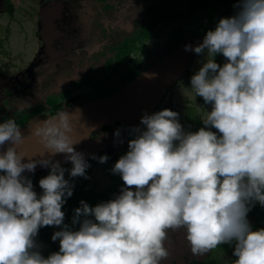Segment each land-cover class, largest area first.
Listing matches in <instances>:
<instances>
[{
	"label": "clouds",
	"instance_id": "1",
	"mask_svg": "<svg viewBox=\"0 0 264 264\" xmlns=\"http://www.w3.org/2000/svg\"><path fill=\"white\" fill-rule=\"evenodd\" d=\"M234 7L201 44L185 45L209 57L190 79L195 95L212 105L205 127L185 132L179 113L167 108L143 115L144 127L132 130L135 138L111 170L125 187L95 207L81 201L78 230L64 225L62 207L73 194L66 169L50 159L23 162L16 120L0 123V147L12 145L0 152V264H161L170 255L167 230L181 227L194 255L234 243L235 264H264V228L253 230L247 220L252 202L264 206V0H236ZM72 131L65 112L32 134L51 156L65 155L71 177L87 178L90 165ZM37 164L50 168L39 197L23 175ZM61 225L52 236L59 251L45 258L34 238L42 227Z\"/></svg>",
	"mask_w": 264,
	"mask_h": 264
},
{
	"label": "flooded vegetation",
	"instance_id": "2",
	"mask_svg": "<svg viewBox=\"0 0 264 264\" xmlns=\"http://www.w3.org/2000/svg\"><path fill=\"white\" fill-rule=\"evenodd\" d=\"M95 1L97 7L93 8ZM102 1L103 3L99 0H0V123L10 118L14 119V116L19 118L22 114L28 115L29 113L33 115L30 117L33 119L32 122L16 120L18 126L29 127L38 121L36 118L38 112L40 118L45 119L75 103L93 99L96 93L100 96L95 98L110 95L125 87L144 70L145 65L159 58L158 56L165 50L164 45L151 48L147 54L149 56L144 59L133 58L131 52H124L122 49L120 58L114 61V56L107 51L112 47V41L109 40L108 35L117 34V40H122L121 43L124 45L127 40L131 39L134 30L137 27V30L140 29L149 14H141V5L137 7L136 1L138 0ZM111 11L112 17H110ZM141 18L144 20L142 21ZM136 20H139L138 26L135 24ZM181 32L178 35H181ZM181 43L185 42H176L174 46ZM117 45L122 46L119 42ZM143 49H146L145 46ZM75 50L76 53H74ZM82 56L85 60L94 57L92 61L98 58L97 63H103L102 70L97 69L95 73L110 75L112 70L117 72L118 68H122V71L118 70L117 78L111 86L108 82L107 87L102 85L98 91L99 88H95L98 77L90 78L92 80L87 82L93 73L86 78L84 70L80 71L76 65L72 66L71 60L76 62L75 59ZM206 58H208L207 54L201 56L195 53L184 73L168 88L151 114L167 108L179 113L178 119L185 132H196L205 127L203 120L207 118V109H211L212 105L205 104L202 97L195 95L194 90L191 89L190 79ZM215 60L221 66L226 62L221 55L216 56ZM198 65L200 66L196 68ZM107 81L108 79L102 83H107ZM60 85L63 87L53 90ZM45 99L44 106L39 105ZM193 100L204 103L201 106L202 113L199 115L196 114L197 110L191 106L190 102ZM46 112L49 113L48 116ZM26 117L29 115L21 116L20 119ZM136 127L143 128L144 126L140 122L128 126L116 124L106 126L91 134L90 138L92 142L98 144L99 150L93 153L95 158H84L90 165L86 169L87 178L84 176L71 177L69 175L72 168L71 162L60 164L66 169L64 177L69 181L72 190L81 192L86 187H93V195L100 194L99 197L104 195L103 199L97 203H94L92 194L81 193L76 196L73 201L78 206L74 203L69 206L65 205L64 224L67 220H73V212L81 207V201L95 207L120 195L125 185L120 175L113 174L111 170L116 161L128 151V141L135 138L132 130ZM118 129L120 136L116 137L114 133ZM207 130L216 132L218 136L221 135L215 128ZM103 155L109 157L106 163L99 162L98 158ZM95 166L100 167L101 173L104 172L100 174L107 178L105 181L101 182L93 177V173H96ZM49 172L50 168L47 167L36 170L34 173L24 172L23 175L31 180L34 191L40 189L42 193L39 181ZM71 206V211L67 212ZM263 219L255 221L252 217H247L253 230H255L253 225L256 227L257 224L264 228ZM52 227L54 226L40 228L38 235L34 238L40 253L45 251L47 246L51 253L59 251V240L49 242L44 235L45 232L51 231ZM59 227L58 229L61 230L62 227ZM167 232L168 240L165 242V247L170 255L161 264H235L237 257L233 255L235 247L233 243L222 244L202 255H194L186 239L185 228L181 227L174 231L169 229Z\"/></svg>",
	"mask_w": 264,
	"mask_h": 264
},
{
	"label": "water",
	"instance_id": "3",
	"mask_svg": "<svg viewBox=\"0 0 264 264\" xmlns=\"http://www.w3.org/2000/svg\"><path fill=\"white\" fill-rule=\"evenodd\" d=\"M140 1L143 3L146 2V0ZM178 1L179 4L177 5L176 2ZM223 1L225 0H215L214 2L208 3L207 0H189L190 4L187 8V6L182 4V0H148L145 4L141 5V14H149V16L145 19L139 30H137L138 27L134 30L131 39L127 40L120 48H123L126 52H131L132 57L136 58V54H134L136 53V41L140 40V37H142L143 40L150 38L152 32L155 30L154 25L156 20L160 15L168 13V8H170L172 13L175 10V16H178L176 13L179 12L180 14H184L183 16L186 18H190L191 11L193 12L196 10L193 6L195 2L208 3L215 9L219 8L221 10L220 6L217 5L220 3L222 4ZM226 1L227 8L229 7V15L232 14V11H238L237 8L234 9L236 0ZM215 3L217 4L214 5ZM190 5L194 9H190ZM174 15L172 14L171 16L174 17ZM141 19L142 21L144 20L143 18ZM135 24L138 26L139 23L137 20ZM181 38L185 43H181L177 46H174V41L170 45L164 43L163 49L165 50L158 56L159 58L145 65L144 70L133 78L125 87L118 89L116 92L95 98L96 96H100L96 93L93 99L75 103L61 110L54 116H50L49 113L46 112L47 116L49 115L47 118H39L37 122L32 123L29 127L19 126L24 140L17 146V151L26 156L23 162H28L27 157H32V159L37 161L41 159H50L51 162H59L60 164L69 162L66 161L64 154L51 156L47 153L39 137L32 134L36 127L42 126L45 121H50L61 113H68L69 123L73 129L69 135L74 141L79 142L74 145V147L77 152L83 154L85 159L93 157V153L99 150L98 144L92 142L90 138L93 132L102 130L106 126H114L116 124H123L125 126L133 125V123H139L143 115L151 114L156 104L161 100L168 88L184 73L189 61L195 55L194 51H186L185 45H190L194 48L203 42L204 36H188L186 38ZM206 54L207 53H205V55ZM77 110H79L80 113ZM10 146H12L10 143H5V145L0 147V152L6 151ZM45 168L47 167L37 164L35 171ZM25 172L28 171L26 170ZM50 232L51 231H47L44 235L49 242H53Z\"/></svg>",
	"mask_w": 264,
	"mask_h": 264
},
{
	"label": "rangeland",
	"instance_id": "4",
	"mask_svg": "<svg viewBox=\"0 0 264 264\" xmlns=\"http://www.w3.org/2000/svg\"><path fill=\"white\" fill-rule=\"evenodd\" d=\"M99 1H101L103 3L102 0H99ZM147 1L148 0H146V2ZM214 1L215 0H207L208 3L214 2ZM101 2H99V4H102ZM136 2L138 3L137 7H139L140 5L146 3V2L143 3L140 0H138ZM176 3L178 5L179 1L176 2ZM208 3L195 2V4L193 6L195 7L196 10L193 11V12L191 11L190 18L189 17L186 18L185 16H183L184 14H180L179 12L176 13V14H178V16H175L174 15V11L175 10L172 13L170 8H168V10H167L168 13H166L164 15L163 14L160 15L159 18L156 20V23L154 25L155 26V30L152 32L150 38H148L146 40H143V38L140 37V40L136 41V45H135L136 53H134V54H136L135 57H137L139 59L140 58L144 59V57H148L149 56L147 54L150 52L151 48H153V47L157 48L159 45L160 46L161 45H165L164 43H167L168 45H170L173 41H174L173 43H175V42L179 41V39H180V42H183V39L181 37H184V38H186L188 36L189 37L190 36L191 37H198V36L199 37H201V36L205 37L207 31L215 30V27H216V25L218 24V22H219V20L221 18L234 16L236 14V12H237V11H232L231 15L228 14L229 7L227 8V1L226 0L223 1L222 4L220 3V4L217 5V6H220L222 11L219 8L215 9L214 7H212ZM182 4L187 6V8H188L190 2H189V0H182ZM216 4L217 3H215L214 5H216ZM92 7L93 8L97 7L96 1H95V5H93ZM191 8H193V7L190 5V9ZM234 9H236V7H234ZM172 14L174 15V17L171 16ZM112 16H113V14H112V11H111L110 17H112ZM113 18H115V17H113ZM141 22L142 21H140V23ZM179 27H180V29H179ZM180 32L182 34L178 35ZM163 35H165V36H163ZM110 36H112V37H110ZM108 38H109L110 41H112V47L110 49H107V51H109V53H111L114 56L113 60L117 61V58L118 59L120 58V55L122 54V49H123V48H120L121 46H118L117 43L119 42L121 45H123L121 43L122 40H120V41L117 40V34H112V33H110L108 35ZM143 46H145L146 49H143ZM119 49H121V50H119ZM37 50L39 52V48L38 47H37ZM124 52H126V50H124ZM74 53H76V50L74 51ZM220 55L223 56L222 54H218L217 56H220ZM93 58L94 57H91L88 60H85V58H83V56H82L79 59H75L76 62L71 60V63L73 62L72 66L76 65L77 68L80 71L84 70L83 72L85 73V77L86 78H88L93 73V75H91L87 79V82H90L92 80L90 78L98 77V79H96L97 81L95 82V88H99L100 89L102 87V85L107 87L106 84H108V82H109V84L111 86V83L117 78V74L119 73L118 70L122 71L121 70L122 68H118L117 72L112 70L110 75H107L106 73L102 75L101 72L100 73H95L97 71V69H99L100 71L102 70L103 63H100V62L97 63L98 58L94 59L95 61H92ZM208 58H206V59H208ZM199 66L200 65H198L196 68H198ZM201 66H202V63H201ZM195 69H193V70H195ZM104 70H106V69H104ZM123 70H124V68H123ZM107 79H108L107 83H102L103 81H105ZM101 80H103V81H101ZM98 82H99V84H97ZM112 86H114V85L112 84ZM62 87L63 86L60 85L57 88H54L53 90H57V89H60ZM103 92H105L104 89H103ZM45 101H46V99L43 100V102H41L39 105L43 104V106H44ZM198 101L199 100H196V101L193 100L192 102H190V103H192L191 106H193V108H195L197 110V113H196L197 115L202 113L201 106L205 103V102L204 103H200ZM210 111H211V109L208 108L207 109V115H208V112H210ZM0 114H1V111H0ZM36 114H37L36 118L39 119L40 118L39 112L36 113ZM24 115L25 116L29 115V117L20 119V117L24 116ZM24 115L22 114L19 118H15V116H14V119L15 120L18 119L19 121H24V122H27V121L32 122L33 121V119H30V117L33 116V115H31L29 113H28V115L27 114H24ZM95 167H96L95 168L96 173L95 172L93 173L94 174L93 177L95 179L98 178L101 182L105 181L107 178H105L103 175L101 176V174L102 173L104 174V172L101 173L100 167H98V166H95ZM90 178H92V177L90 176ZM104 183H106V182H104ZM83 190L85 192L84 191L79 192L77 190H72L73 191L72 196L66 198V202H65V204L62 207V211L63 212H66L65 211L66 210L65 205L69 206V205H71V203H74V205L78 206V204L75 203L73 200H74V198L76 196H79V194L82 193V194L89 195V194L93 193V187L92 188L91 187H86ZM35 192L37 193L38 197L42 194L40 189L36 190ZM93 196H94V203H97V201H99L100 199H103V197H104V195L102 197H99L100 194H98V196H96V195H93ZM72 206L68 209L67 212L71 211ZM73 216H75V212H73ZM66 217L68 218V216H66ZM64 225H67L72 230H76L79 227V223L77 222L76 224H73V220H71V221L67 220V222ZM64 225H61V227L63 228ZM56 231H60V229H58V227H56V226L51 228V232H50L51 233V238H52L53 234ZM36 245H37V243H36ZM41 254L45 258H47L52 253L48 250V246H47L46 250L42 251ZM172 258H173V256H172Z\"/></svg>",
	"mask_w": 264,
	"mask_h": 264
},
{
	"label": "trees",
	"instance_id": "5",
	"mask_svg": "<svg viewBox=\"0 0 264 264\" xmlns=\"http://www.w3.org/2000/svg\"><path fill=\"white\" fill-rule=\"evenodd\" d=\"M252 217L253 218V220H255V221H257V220H259V219H263L264 218V206H262L259 202H252L251 204H250V211L248 212V214H247V217ZM264 220V219H263ZM262 223H264V221L262 222ZM263 226H261V225H256V227H254V225H253V228L255 229V230H259V229H261ZM233 245H234V243H233ZM235 246V245H234ZM231 247H232V245H231ZM213 264V263H212Z\"/></svg>",
	"mask_w": 264,
	"mask_h": 264
}]
</instances>
